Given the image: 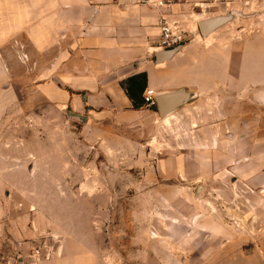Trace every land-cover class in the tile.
Wrapping results in <instances>:
<instances>
[{
  "label": "crops",
  "instance_id": "crops-1",
  "mask_svg": "<svg viewBox=\"0 0 264 264\" xmlns=\"http://www.w3.org/2000/svg\"><path fill=\"white\" fill-rule=\"evenodd\" d=\"M204 1L0 0V52L14 43L22 63L38 57L34 93L63 113L84 117V130L101 141H129L125 136L132 135L130 142L158 147L159 136L176 127L178 144L191 146L179 145L164 159L153 147V166H142L145 174L167 181L209 176L217 191L232 197L258 193L264 211V0L201 11L197 5ZM229 11L237 16L203 38L199 22ZM162 17L177 22L191 40L158 63ZM143 73L146 91L185 89L197 98L168 122L148 106L133 110L122 83ZM10 79L0 53V92L11 89ZM54 247L51 259L33 264H99L98 253L75 239L58 240Z\"/></svg>",
  "mask_w": 264,
  "mask_h": 264
},
{
  "label": "rangeland",
  "instance_id": "rangeland-1",
  "mask_svg": "<svg viewBox=\"0 0 264 264\" xmlns=\"http://www.w3.org/2000/svg\"><path fill=\"white\" fill-rule=\"evenodd\" d=\"M20 52L14 43L0 52L12 85L0 92V264L49 260L64 239L99 264H264L258 193L232 197L204 175L145 174L153 147L164 159L191 146L178 144L176 127L158 147L132 135L101 141L34 93L38 57L22 63Z\"/></svg>",
  "mask_w": 264,
  "mask_h": 264
},
{
  "label": "water",
  "instance_id": "water-1",
  "mask_svg": "<svg viewBox=\"0 0 264 264\" xmlns=\"http://www.w3.org/2000/svg\"><path fill=\"white\" fill-rule=\"evenodd\" d=\"M235 16H237L236 11H229L226 15L223 16H214L210 18H205L199 22L200 32L203 38L208 37L215 29L227 24ZM182 47L175 48L170 51L159 50L157 53V62L161 63L163 60H169L177 54ZM197 98L195 92H189L185 89L175 90L173 92L166 93H157L154 95L156 106L158 108L159 115L161 118L165 119L171 116L179 108L188 104ZM68 116V119L72 122L77 121L79 124L85 123V118L73 114L70 112H64ZM202 188H200L201 190Z\"/></svg>",
  "mask_w": 264,
  "mask_h": 264
},
{
  "label": "built area",
  "instance_id": "built-area-1",
  "mask_svg": "<svg viewBox=\"0 0 264 264\" xmlns=\"http://www.w3.org/2000/svg\"><path fill=\"white\" fill-rule=\"evenodd\" d=\"M242 1L243 0H205L202 4H198L197 8L201 11H208L209 8L213 7L229 9L230 6ZM162 4L163 3H160V6H162ZM159 25L161 28V35L158 42L159 50L170 51L178 47H183L191 40L190 33L184 30L177 22L169 23L162 17ZM154 95L155 93L151 90H147L144 94L145 102L149 107L156 104Z\"/></svg>",
  "mask_w": 264,
  "mask_h": 264
},
{
  "label": "trees",
  "instance_id": "trees-1",
  "mask_svg": "<svg viewBox=\"0 0 264 264\" xmlns=\"http://www.w3.org/2000/svg\"><path fill=\"white\" fill-rule=\"evenodd\" d=\"M122 87L125 90L128 98L132 102L133 110H140L148 106L144 98V94L147 89L146 74H138L128 78L125 82L122 83ZM149 108L155 112H158L156 104L150 106Z\"/></svg>",
  "mask_w": 264,
  "mask_h": 264
},
{
  "label": "bare ground",
  "instance_id": "bare-ground-1",
  "mask_svg": "<svg viewBox=\"0 0 264 264\" xmlns=\"http://www.w3.org/2000/svg\"><path fill=\"white\" fill-rule=\"evenodd\" d=\"M168 118V117H167ZM165 121L168 122V119L165 118Z\"/></svg>",
  "mask_w": 264,
  "mask_h": 264
},
{
  "label": "flooded vegetation",
  "instance_id": "flooded-vegetation-1",
  "mask_svg": "<svg viewBox=\"0 0 264 264\" xmlns=\"http://www.w3.org/2000/svg\"><path fill=\"white\" fill-rule=\"evenodd\" d=\"M202 188V187H201Z\"/></svg>",
  "mask_w": 264,
  "mask_h": 264
}]
</instances>
